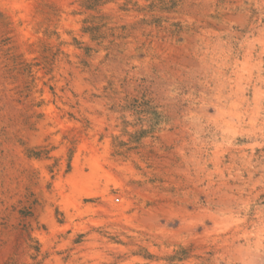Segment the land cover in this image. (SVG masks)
Returning <instances> with one entry per match:
<instances>
[{
    "label": "rangeland",
    "instance_id": "rangeland-1",
    "mask_svg": "<svg viewBox=\"0 0 264 264\" xmlns=\"http://www.w3.org/2000/svg\"><path fill=\"white\" fill-rule=\"evenodd\" d=\"M0 264H264V0H0Z\"/></svg>",
    "mask_w": 264,
    "mask_h": 264
},
{
    "label": "bare ground",
    "instance_id": "bare-ground-1",
    "mask_svg": "<svg viewBox=\"0 0 264 264\" xmlns=\"http://www.w3.org/2000/svg\"><path fill=\"white\" fill-rule=\"evenodd\" d=\"M259 67H260V66H259ZM260 71H261V70H260ZM260 73H261V72H260ZM257 75H258V74H257ZM257 75H256V76H257ZM254 83H255V82H254ZM256 84H257V83H256ZM256 84H255V85H256ZM236 86H237V85H236ZM245 86H246V85H245ZM244 88H245V87H244ZM244 88H243V89H244ZM255 89H256V88H255ZM255 89H254V90H255ZM244 90H245V89H244ZM241 91H242V90H241ZM246 92H247V91H246ZM243 93H244V92H243ZM238 98H239V97H238ZM242 98H243V96H242ZM247 99H248V98H247ZM245 100H246V99H245ZM244 102H246V101H244ZM255 102H256V101H255ZM257 102H258V101H257ZM94 158H95V157H94ZM94 161H95V160H94ZM95 162H96V161H95ZM91 164H92V163H91ZM83 167H84V166H83ZM79 169H80V168H79ZM92 169H93V168H92ZM80 170H81V169H80ZM81 171H82V170H81ZM81 171H79V172H81ZM93 171H94V170H93ZM95 172H96V171H95ZM88 173H89V172H88ZM98 173H99V172H98ZM77 174H78V172H77ZM85 174H86V173H85ZM81 175H82V173H81ZM86 175H87V174H86ZM92 175H93V173H91V176H90V177H87V176L84 177L85 180L82 179V177L80 176L82 180L79 181V183H77L78 187H79L80 185H81L82 187L85 185L84 187H86V186H87V185H86L87 182H88L90 179H93V178H91ZM105 175H106V174H105ZM76 176H77V175H76ZM78 176H79V175H78ZM94 176H95V173H94ZM97 176H98V175H97ZM75 178H76V177H75ZM78 178H79V177H78ZM78 178H76V179L79 180ZM96 178L98 179L99 176L96 177ZM77 180H75V182H76ZM94 180H95V179H93V181H94ZM70 181H71V180H70ZM72 181H74V180H72ZM95 181H96V180H95ZM95 181H94V183H95ZM75 182H74V183H75ZM74 187H75V185H74ZM88 187H89V185H88ZM76 188H77V187H76ZM79 188H80V187H79ZM86 188H87V187H86ZM87 189H88V188H87ZM76 197H77V196H76ZM73 198H74V197H73ZM255 262H256V261H255Z\"/></svg>",
    "mask_w": 264,
    "mask_h": 264
}]
</instances>
